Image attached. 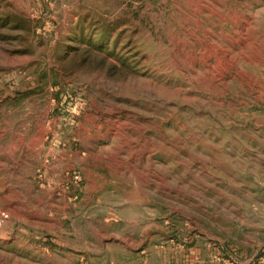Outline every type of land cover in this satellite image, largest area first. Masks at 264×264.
I'll return each mask as SVG.
<instances>
[{"label":"rangeland","instance_id":"obj_1","mask_svg":"<svg viewBox=\"0 0 264 264\" xmlns=\"http://www.w3.org/2000/svg\"><path fill=\"white\" fill-rule=\"evenodd\" d=\"M0 264H264V0H0Z\"/></svg>","mask_w":264,"mask_h":264}]
</instances>
